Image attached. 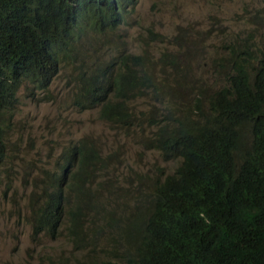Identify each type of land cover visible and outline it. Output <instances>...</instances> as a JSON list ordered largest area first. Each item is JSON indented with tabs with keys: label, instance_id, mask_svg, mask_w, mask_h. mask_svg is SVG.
<instances>
[{
	"label": "trees",
	"instance_id": "16d2710c",
	"mask_svg": "<svg viewBox=\"0 0 264 264\" xmlns=\"http://www.w3.org/2000/svg\"><path fill=\"white\" fill-rule=\"evenodd\" d=\"M135 4L0 0V166L7 160L3 121L22 84L46 90L61 66L80 54V29L119 35ZM247 22L235 34L218 26L223 53L209 59L208 81L182 69L174 54L158 59L168 63L161 75L178 76L175 86L156 78L148 55L121 51L90 67L84 61L73 66L77 109H95L121 128L147 130L145 144L171 163L146 177L147 191L129 215L119 216L122 223L104 218L98 225V211L91 215V241L103 232L111 239L103 248L106 260L93 264H264V12L247 15ZM137 99L150 110L137 113ZM156 103L162 111L153 109ZM67 150L63 171L71 167L73 182L63 174L43 204L39 194L31 212L34 237H55L68 221L77 234L84 219L77 201L102 160L83 142Z\"/></svg>",
	"mask_w": 264,
	"mask_h": 264
},
{
	"label": "rangeland",
	"instance_id": "374dc122",
	"mask_svg": "<svg viewBox=\"0 0 264 264\" xmlns=\"http://www.w3.org/2000/svg\"><path fill=\"white\" fill-rule=\"evenodd\" d=\"M256 10L264 12V0H136L134 9L127 8L119 35L80 29V54L61 66L46 90L23 83L14 110L3 121L7 160L0 166V264H93L106 260L103 248L109 247L111 239L103 232L91 241L87 228L91 215L98 211V225L104 218L122 223L119 216L129 215L147 191L146 177L160 175L158 169L171 164L145 144L147 130L112 125L101 120L97 110H79L73 105L74 65L84 61L90 67L121 51L148 55L156 78L175 86L178 76L161 75L168 63L158 59L161 54H174L182 69L208 81L209 59L218 51L223 53L219 47L223 32L218 26L238 33L249 27L247 15ZM214 21L218 23L214 25ZM135 106L137 113L150 110L141 99ZM153 109L162 111V105L156 103ZM81 142L94 147L102 163L81 189L83 198L77 203L84 219L77 234L66 227L68 221L55 237H34L31 212L39 194L43 204L63 174L67 184L73 182L71 167L63 168L67 149ZM74 191L67 196H73Z\"/></svg>",
	"mask_w": 264,
	"mask_h": 264
}]
</instances>
